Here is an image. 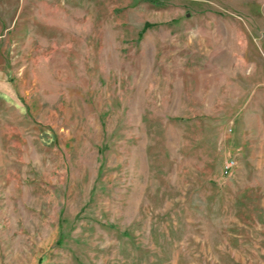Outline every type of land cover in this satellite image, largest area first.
Returning <instances> with one entry per match:
<instances>
[{
	"label": "rangeland",
	"instance_id": "1",
	"mask_svg": "<svg viewBox=\"0 0 264 264\" xmlns=\"http://www.w3.org/2000/svg\"><path fill=\"white\" fill-rule=\"evenodd\" d=\"M0 264H264V0H0Z\"/></svg>",
	"mask_w": 264,
	"mask_h": 264
}]
</instances>
